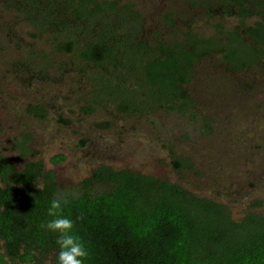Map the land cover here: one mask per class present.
I'll list each match as a JSON object with an SVG mask.
<instances>
[{
  "label": "trees",
  "instance_id": "16d2710c",
  "mask_svg": "<svg viewBox=\"0 0 264 264\" xmlns=\"http://www.w3.org/2000/svg\"><path fill=\"white\" fill-rule=\"evenodd\" d=\"M5 2L31 28L32 39H46L50 48L46 53L31 46L23 54L26 45L18 46L16 68L34 74L56 65L65 71L54 53L67 54L74 70L87 74L91 105L114 102L129 114L166 110L198 120L189 87L205 58L219 57L229 73L260 69L264 77V0H185V10L173 7L150 30L135 3L124 0ZM196 12L219 20L237 17L239 23L226 31L220 21L217 35L204 36L195 30ZM30 108L45 111L42 104ZM202 118L208 128L211 119ZM57 198L89 249L86 264H264V211L250 209L236 220L225 203L108 164L85 178L78 192L62 195L43 160L17 169L3 155L0 264H9L7 257L13 264H43L48 258L55 264L56 237L41 225L52 219L47 212Z\"/></svg>",
  "mask_w": 264,
  "mask_h": 264
},
{
  "label": "rangeland",
  "instance_id": "374dc122",
  "mask_svg": "<svg viewBox=\"0 0 264 264\" xmlns=\"http://www.w3.org/2000/svg\"><path fill=\"white\" fill-rule=\"evenodd\" d=\"M124 1L135 3L147 30L160 24L173 7L186 9L185 0ZM19 20L0 0V155L17 169L43 160L46 170L55 172L64 195L78 192L85 178L108 164L168 179L198 196L225 203L236 220L250 209L264 211L260 69L228 73L219 57H207L189 87L200 111L198 120L166 110L129 114L114 102L91 105L94 95L87 74L74 70L67 54L54 53L57 64L68 67L65 71L56 65L34 74L16 68L13 62L22 44L23 54L31 46L50 52L46 39H32L31 28ZM220 21L226 31L239 23L237 17L219 20L199 12L195 30L217 35ZM38 104L44 105V114L30 108ZM203 116L211 119L208 128ZM57 154L65 159L53 161ZM176 160L183 167L176 166ZM43 264H52L51 259Z\"/></svg>",
  "mask_w": 264,
  "mask_h": 264
},
{
  "label": "clouds",
  "instance_id": "9594fccd",
  "mask_svg": "<svg viewBox=\"0 0 264 264\" xmlns=\"http://www.w3.org/2000/svg\"><path fill=\"white\" fill-rule=\"evenodd\" d=\"M62 210V200L53 199L47 212L52 219L41 225L56 237L58 250L55 264H86L90 256L89 249L75 230V221L63 215Z\"/></svg>",
  "mask_w": 264,
  "mask_h": 264
},
{
  "label": "flooded vegetation",
  "instance_id": "af4514ba",
  "mask_svg": "<svg viewBox=\"0 0 264 264\" xmlns=\"http://www.w3.org/2000/svg\"><path fill=\"white\" fill-rule=\"evenodd\" d=\"M184 1V0H181V2ZM229 73V72H228Z\"/></svg>",
  "mask_w": 264,
  "mask_h": 264
}]
</instances>
